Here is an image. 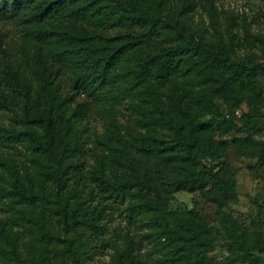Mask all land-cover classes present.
<instances>
[{"label":"trees","instance_id":"trees-1","mask_svg":"<svg viewBox=\"0 0 264 264\" xmlns=\"http://www.w3.org/2000/svg\"><path fill=\"white\" fill-rule=\"evenodd\" d=\"M200 1L211 31L191 25L197 0L174 8L167 0H0V21L23 26L19 44L0 37V110L14 112L19 125L0 122V137L23 142L34 163L22 172L0 157L9 172L7 185L0 181L11 210L0 214L6 264H91L106 205L80 197L85 139L78 121L92 104L78 100L79 92L102 102L128 97L140 109L143 129L124 134L106 125L88 172L104 199L127 200L129 216L147 228L143 238L158 253L148 264H230L208 255L218 237L200 211L172 210L169 202L180 190L198 191L219 208L236 201L226 169L203 163L225 154L197 123L222 114L218 100L230 111L248 104L240 119L245 134L232 143L239 156L264 163V142H256L252 126L264 110V32L253 31L246 17L221 16L215 0ZM64 74L73 81L68 92ZM233 127L234 116L223 115L219 129ZM230 237L248 264H257L263 233L251 243ZM113 248L110 264L144 262L130 235Z\"/></svg>","mask_w":264,"mask_h":264},{"label":"rangeland","instance_id":"rangeland-1","mask_svg":"<svg viewBox=\"0 0 264 264\" xmlns=\"http://www.w3.org/2000/svg\"><path fill=\"white\" fill-rule=\"evenodd\" d=\"M217 9L221 16L227 13H234L240 19L246 17L253 31L264 32V4L260 0H215ZM170 7H178L180 0H167ZM191 14V25L200 30L211 31L209 17L202 7V1L197 0L194 10ZM223 22V21H222ZM23 26L13 19H4L0 21V37L6 43L19 44L22 42ZM19 57L16 49L9 47ZM1 59V54H0ZM264 86V77L261 78ZM73 81L68 74L63 75V91L71 90ZM78 100H87L92 104L88 113L78 121L82 128L81 134L85 139V154L81 161V178L78 183L80 186L81 199L97 205L99 208L106 205L103 221L106 222V228L103 234L94 236L96 242V251L92 255L91 264H110L113 244H123L126 235L132 236L140 243V254L143 264L154 261L158 253L154 245L143 238L147 232L145 228L134 217L129 216L125 210V202L112 203L111 200L104 199L101 191L89 178V169L94 163V151H99L102 147L99 144V136L106 133V125L113 122L121 129L122 133L136 129H143L140 121V109L136 101L130 98H118L102 102V98L96 97V94L79 92L76 96ZM106 102L105 106L102 104ZM221 115H206L197 123L199 126L207 128L213 139L224 145L225 154L219 157H203V163L213 165L215 169H226V172L234 179L236 185V201L229 206L219 208L216 204L206 201L198 191L180 190L175 193V199L169 202V208L172 210H185L196 207L206 220L215 228L218 237L217 245L209 251L208 255L230 264H248L249 259L245 252L239 248L231 246L230 236L240 235L247 243H251L257 232L264 235V163L257 158L239 156L232 138L237 135H244L241 130V117L249 112V106L246 102L239 109L230 111L221 100H218ZM106 108V110L104 108ZM18 111L20 109L18 108ZM232 114L237 121L238 127H233L230 132L223 133L219 129L220 121L223 115ZM0 122L11 126L17 125L15 113L8 110H0ZM256 142H264V110L262 115L254 117L252 121ZM0 157L13 163L18 169L24 172L27 168L32 170L34 163L31 153L21 141L6 139L0 137ZM78 159L75 160V162ZM9 172L4 165L0 164V181L7 185ZM79 179V178H78ZM74 184V182H73ZM10 199L0 197V214L9 215ZM112 203V204H111ZM24 229V228H22ZM216 230L218 232H216ZM255 262L264 264V248L255 249ZM0 264H6L0 255Z\"/></svg>","mask_w":264,"mask_h":264}]
</instances>
